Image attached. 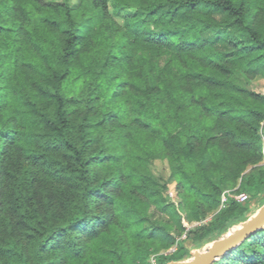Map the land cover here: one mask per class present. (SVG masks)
<instances>
[{
  "label": "trees",
  "instance_id": "1",
  "mask_svg": "<svg viewBox=\"0 0 264 264\" xmlns=\"http://www.w3.org/2000/svg\"><path fill=\"white\" fill-rule=\"evenodd\" d=\"M71 1L0 0V264L188 259L252 215L238 179L264 200V0Z\"/></svg>",
  "mask_w": 264,
  "mask_h": 264
},
{
  "label": "rangeland",
  "instance_id": "2",
  "mask_svg": "<svg viewBox=\"0 0 264 264\" xmlns=\"http://www.w3.org/2000/svg\"><path fill=\"white\" fill-rule=\"evenodd\" d=\"M53 1H57V0H53ZM71 2L73 4V6H75L76 3H77L76 0H72ZM257 22L260 23V24L262 23L260 19L257 20ZM221 50H226V49L225 48H221ZM240 78H241V82H242L243 86H245V88L264 95V76H262V75H258V76H248V75H246L244 73H240ZM262 128H263V132H264V123L262 124ZM263 139H264V137H263ZM261 164H264V161ZM252 168H253V166H249L247 168V170L245 171V173L249 172ZM153 170L155 171V173L157 175H159L161 177H164L165 179L168 180V182H169V184H168V188H169V191H168L169 201H173L175 204L180 203V201L183 200L182 197H183V194L184 193H183V191H181V194H180L179 190L177 189V183H176V181L173 178H170L169 177V169H168L167 162L165 160H157L155 162L154 166H153ZM241 184H242V180L240 178V179H238L237 184H236V187H234L233 190H226V191H230L233 195H237L238 193L245 192V191L238 192L240 190V188H241ZM226 191H224V192H226ZM223 194L224 193H222V195ZM263 201L264 200L262 198H260V197L252 198L249 195V200L247 202L241 203V204H245V207L252 214H254L258 210V208L261 207V204L263 203ZM185 206L187 207L186 204H185ZM222 206H223V204H222ZM222 206L220 208H222ZM220 208H219V210H220ZM181 212H183V211H181ZM183 213H182V219L184 221L185 226H188L189 225V226L196 227V226H200L201 224H208V223H210L211 220L214 218V216L218 213V211L217 210L216 211L215 210L207 211L206 212V217L201 222H196L194 224H189L186 221L185 216H184ZM155 218L160 219V220H167L168 219L169 223L172 225V222L170 221V218L166 214L161 213L159 210H155ZM239 224L240 223L234 225L233 228L237 227ZM174 231L178 235L181 234L180 231H179V229H177L176 227H175V230ZM186 236H187V233H186V231H184L181 234L180 239L181 240H185ZM208 245L209 244L205 245L203 248H200V250H203ZM186 246L189 248L190 247V243H187Z\"/></svg>",
  "mask_w": 264,
  "mask_h": 264
},
{
  "label": "water",
  "instance_id": "3",
  "mask_svg": "<svg viewBox=\"0 0 264 264\" xmlns=\"http://www.w3.org/2000/svg\"><path fill=\"white\" fill-rule=\"evenodd\" d=\"M232 228L220 238L210 242L203 250H192L190 258L181 261H170L168 264H215L250 236L264 230V204L247 220Z\"/></svg>",
  "mask_w": 264,
  "mask_h": 264
},
{
  "label": "built area",
  "instance_id": "4",
  "mask_svg": "<svg viewBox=\"0 0 264 264\" xmlns=\"http://www.w3.org/2000/svg\"><path fill=\"white\" fill-rule=\"evenodd\" d=\"M232 197L239 203H245L249 200V195L246 192L238 193L237 195H233L230 191L224 192L222 195V204L228 201V198ZM187 229H191L193 226H186ZM174 250V249H173ZM151 264H156L155 259L152 258Z\"/></svg>",
  "mask_w": 264,
  "mask_h": 264
}]
</instances>
